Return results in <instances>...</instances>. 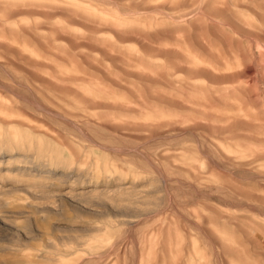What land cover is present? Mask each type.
<instances>
[{
    "label": "rangeland",
    "instance_id": "1",
    "mask_svg": "<svg viewBox=\"0 0 264 264\" xmlns=\"http://www.w3.org/2000/svg\"><path fill=\"white\" fill-rule=\"evenodd\" d=\"M0 264H264V0H0Z\"/></svg>",
    "mask_w": 264,
    "mask_h": 264
}]
</instances>
